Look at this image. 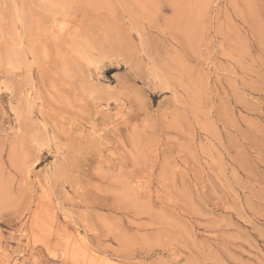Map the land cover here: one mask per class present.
<instances>
[{"label": "rangeland", "instance_id": "obj_1", "mask_svg": "<svg viewBox=\"0 0 264 264\" xmlns=\"http://www.w3.org/2000/svg\"><path fill=\"white\" fill-rule=\"evenodd\" d=\"M0 264H264V0H0Z\"/></svg>", "mask_w": 264, "mask_h": 264}]
</instances>
